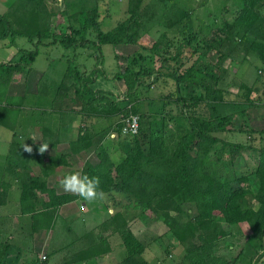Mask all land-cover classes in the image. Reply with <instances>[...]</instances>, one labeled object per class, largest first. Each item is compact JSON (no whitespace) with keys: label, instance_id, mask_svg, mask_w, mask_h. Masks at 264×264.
Wrapping results in <instances>:
<instances>
[{"label":"trees","instance_id":"obj_1","mask_svg":"<svg viewBox=\"0 0 264 264\" xmlns=\"http://www.w3.org/2000/svg\"><path fill=\"white\" fill-rule=\"evenodd\" d=\"M242 1L244 7L240 21L236 24L226 25L225 30H223L226 42L223 48L224 52L218 51L219 59L223 61L229 55L231 39L235 41L239 38L243 43L240 45H244L245 50L249 49L253 53H257L261 62L264 63V0ZM144 2L145 0H128L130 19L120 24L113 32L104 33L94 19L85 18L81 21L77 13L69 14L66 11L59 14L49 13L45 0H15L5 13H0V42L9 39L10 45L15 46L16 38L26 37L31 43L37 39L36 45L38 46L43 43V40L52 38V44L59 42L66 49L94 45L103 51V45L132 42L134 34H129L127 31L129 27H140V11ZM59 20L67 24L68 28L65 31L58 28ZM47 22H50V25H47ZM51 23H53L54 29H58V33L52 32ZM90 28L97 33L96 41H91L88 37ZM190 39L193 41L187 40V44L182 45V47L178 46L175 57L171 58L172 60L181 59L188 52L189 55L194 56L199 54L200 49L192 46L197 37L191 36ZM173 43L171 42V45ZM205 45V51L199 55L200 60L205 59L211 51L215 50L213 42L206 41ZM183 47H189V50ZM38 54V50L25 53L20 62L15 64L14 60L18 56L17 53L9 63L0 62V126L10 129L14 135H16L17 127L20 126L21 109L26 104L24 101L29 90L27 89L19 95L15 92L11 93L10 89L13 84L16 85L17 78L20 76L19 73L25 71L26 68L33 67V62ZM159 59L160 61L164 60L162 56ZM142 60H145L142 55L135 56L126 69L115 76V79L124 81L128 89V96L125 100H117L118 102L109 96L112 94L107 93V96H99V92L97 93L91 88L100 75L99 70L91 71L89 73L91 76L88 79L86 78L88 73L86 71L81 72L77 66L69 70L65 77L71 78V83L77 87L75 91L77 97L84 102L79 113L89 118H94L93 116L113 118L120 115L122 116L121 120L130 114L139 115L137 112L128 114L129 110L133 108L130 101L135 97L139 98L140 88L146 85L147 79L153 81L152 85L150 84L153 89L155 88L154 83L162 75V66L158 69H161V72L157 73L152 71V66L141 64L140 61ZM198 61H196V65L187 68L183 74L178 75V71L169 74L174 82L183 85V89L179 88L176 92V101L180 104L181 115L191 127L190 129L177 127L176 133L173 132V135L168 137L169 130H167L165 121L162 122L161 120L160 123L162 122V124H160L159 118H157L160 114L152 113L149 143H146L143 136L141 141L138 140L122 154L119 163L112 160L109 150L100 139L99 142L93 143L95 147L90 148L88 146L96 135L89 134L88 129L86 132L79 129L78 138L70 143L71 152L69 155L75 156L93 149L97 162L94 164L92 160H87L82 175L98 177L100 180L98 191L103 190L105 193L124 192L135 199L137 207L142 208L144 212L152 211L155 220L161 221L168 228L170 234L181 245H184L185 264H228L227 259H214L209 255V258L206 259L204 253H207V250L214 246L231 249L234 245V241L230 240L234 235V232L232 233L233 228L241 224H247L253 236L264 234V149L223 142L215 135L225 131L226 126L231 123L232 114L221 117L195 116V109L204 104L224 112H231L236 107L232 102L225 103L224 90L213 83L217 80V74L213 72L214 67L210 65L209 68H202L197 65ZM61 89H58L59 91L51 99L52 102L49 107L53 112L62 111V107L58 103L62 96ZM184 90L188 96L182 100L181 94L185 93ZM169 91L171 92V90ZM87 95L94 98L89 96L87 98ZM124 102L127 105L119 107ZM217 104H219V108H217ZM220 113L222 114L221 111ZM164 118L168 119L167 116ZM118 127H122V121ZM139 133L143 134L141 130ZM42 134L41 145H47V150H55L57 145L61 143L62 134L60 132L56 134L46 129ZM15 138L13 137L10 148V155L13 154L14 158L13 146L18 145L17 148L20 151L18 154L20 155L24 154L22 149L25 150L24 144ZM218 143H222L224 147L230 149L232 160H235L244 151L255 153L258 157L257 164L249 177L245 176L239 179L231 175L227 168L224 172L223 168L228 163L226 159L219 170L213 171L208 167L207 161L210 153ZM41 145L35 146V151L29 152V154H33L34 158L38 159L47 158L45 156L47 150L43 153L39 151ZM196 146L198 148L197 155L193 151ZM20 155L15 159L20 161ZM67 157L68 155L63 157V154L49 156L50 167L68 165ZM41 168L45 170L43 165ZM7 174L21 182V212L23 215L31 217L33 234L42 230H54L60 208L69 201L79 198L77 196L57 195L54 190L48 188L45 175L44 177H37L30 167L25 165L22 168L21 164L16 165L14 163H8L3 170V179L0 183L2 188L10 189V184L4 181V176ZM254 176L258 180L255 195L259 204L258 207L252 206L247 198L248 192L241 187L243 182L251 180ZM8 192L5 197L8 196ZM186 204L188 205L187 212L191 213L189 219L188 217L183 219L181 216L186 211L184 209ZM0 206H4V203L1 202ZM172 212L177 215H172ZM114 221L118 225L116 227L121 233L122 242L127 251V257L122 264H149L144 257L146 244L140 241L129 229L128 222L122 213L115 215ZM91 235L92 237L96 236V239L87 240V237ZM101 236L102 234H96L95 231H90L89 234L82 236L79 240L80 243H83L84 250L78 253L77 261L74 259L67 260L66 264H84L89 259L102 258L107 255L110 251L109 242ZM10 241L8 238L5 240V244L0 242V264H7L6 259L12 255ZM211 245L213 246L209 248ZM70 246L50 251L46 261H42L40 258L29 260L24 257V262L21 264H50L49 256L53 257L58 251L66 250ZM21 254L23 256L25 250L21 251Z\"/></svg>","mask_w":264,"mask_h":264},{"label":"rangeland","instance_id":"obj_2","mask_svg":"<svg viewBox=\"0 0 264 264\" xmlns=\"http://www.w3.org/2000/svg\"><path fill=\"white\" fill-rule=\"evenodd\" d=\"M13 2L15 0H0V13H5ZM45 3L51 14H59L66 11L69 14L77 13L81 21L85 18L94 19L98 22L100 29L104 33L113 32L120 24L130 19L128 0H45ZM243 7L242 0H173L166 2L163 0H145L140 11V27H129L127 31L129 34H134V38H132L133 43L125 42L119 45H103V51H100L94 45L66 49L59 42L52 44V38L43 40V43L37 46V39L31 43L26 37H18L16 38V48L14 49H12L13 46L10 45L9 39L5 42L8 46H5V43L1 41L0 55L4 56L7 54V50L10 52L12 49L14 54L18 53V56L21 55L22 57L25 53L38 50L39 54L33 62V67L26 68L25 71L19 73L20 76L17 78L16 85L13 84L10 89L11 93L21 94L23 91L30 89L29 92L37 91L45 95L51 94L53 97L59 91L58 89L62 88L60 92L62 96L58 100V103L61 105L65 116H73V118L79 119L78 126L85 132L88 129L87 124H89L87 120H92L90 129L96 132H89L91 134L96 133V135L88 146L93 148V143L99 142L100 139L108 150L111 149V151L117 154L125 153L138 140L141 141L143 136L146 143H149L152 113L160 114L157 117L159 118V123L161 120L162 122L165 121L167 130H169L167 133L168 137L172 136L173 132L176 133L177 127L191 128L181 115L180 104L176 101V92L179 88L183 89V85L179 82H174L169 77V74L177 71L178 75L183 74L187 68L196 65V61L199 60L197 65L202 68H209L208 66L210 65L214 67L213 72L217 74V80L213 83L218 88L224 90L225 103L232 102L236 107L231 112H224L220 109L221 114L219 109L207 107L204 104L195 109V116L221 117L232 114L231 123L226 126L225 131L215 135L223 142L244 144L264 149V63L261 62L257 53H253L249 49L245 50L246 47L240 45L243 43L239 38L235 41L231 39L232 43L229 44V55L223 61H220L218 55V51H223L226 42L223 30H225L226 25L236 24L240 21ZM53 23H51V28H53L51 30L56 34L58 33V29H54ZM46 24L50 25V22ZM58 28L65 31L68 26L59 20ZM88 34L91 41H96L97 33L92 28L88 30ZM191 36L197 37V43L194 42L192 46L200 49L199 54H195L194 56L189 55L188 52L181 59L172 60L171 58L175 57L178 46L182 47V45L187 44V40L193 41L190 39ZM206 41L213 42L215 50L211 51L205 59L200 60L199 55L205 51ZM171 42L174 43L171 45ZM183 48L189 50V47ZM248 52L251 53L249 54ZM138 55L145 57V60L140 61V63L152 66V71L154 70L158 73L162 69V75L154 83L155 88L152 89L151 86L153 81L147 79L145 81L146 85L140 88L139 98L135 97L130 101L133 104V108L129 110L128 114L137 112L140 115V130L143 134L138 133L135 136L125 134L122 131L123 127H118V124L123 121L120 115L113 118L95 116H93L94 118H89L79 113L84 102L77 97L75 92L77 87L71 83V78L65 77L69 70L77 66L81 72L86 71L88 73V76L86 75L87 79L90 78L91 74L89 73L91 71L94 69L99 70L100 75L91 88L95 92H99V96H107V93L112 94L109 96H112V99L118 102L117 100H125L126 96H128V89L124 81L115 79V76L122 73L134 57ZM160 56L164 60L160 61ZM12 59L13 57L10 56L8 59H0V62L9 63ZM14 61L15 64L19 63L20 59L17 57ZM160 67L161 69L158 70ZM181 95L182 100L188 96L186 92ZM88 96L90 97V95L86 97L88 98ZM32 97L30 96L24 101L26 104L21 109V113H23L21 116L31 114L28 112L33 109L36 111L41 107H44L45 111L50 109V99L52 97L48 99L42 97V100L35 101L31 100ZM90 98L93 99L94 97L91 96ZM124 104L122 106L119 105V107L127 105L125 102ZM217 105V108H219V104ZM186 110L187 108L185 112ZM164 116H167L168 119L164 118ZM12 133L13 131L10 129L0 126V173L6 167L2 164V159H8L7 157L11 156L10 160H13L12 162L16 165L20 164L18 162H22L21 167L23 168L25 165L30 167L29 163L34 157L33 154H29L28 151L22 148L24 154H18L20 152L17 148L18 145L12 147V152L15 158L20 155L19 158L21 160L15 159L12 156L13 154L8 155L10 154L12 141L9 143V149V144L4 148V141L11 138ZM17 140H20V138ZM22 143L27 145L24 142ZM34 147L35 145L31 146V152L35 151ZM193 151L194 154H198L197 146L194 147ZM3 154H5L4 158L2 157ZM56 154L59 155L60 153L57 152ZM117 154H114L113 157L115 163H119L122 159V154ZM66 155H68L67 161L70 163L74 156L65 153L63 157H66ZM231 158L230 149L224 147L222 143H218L210 153L207 161L208 167L213 171L215 169L219 170L226 159L228 163L224 166L223 171L225 172V168H227L231 175L241 179L251 175L254 167H256L258 157L253 152L244 151L235 160ZM89 159L94 164L97 162L93 149L85 151V155L83 154V157H79L77 165L82 167L83 162ZM241 187L244 191L248 192L247 198L252 203V206L258 207L259 204L255 199L258 188L257 178L254 176L251 180L243 182ZM6 191L10 190L2 188V186L0 187V203H4V206H0V242L5 244V240L10 238L12 249L14 248L13 250L11 249L12 255L6 259L7 264H21V262H24V257L29 260H35L40 258L41 255H49L50 250L44 249V242L41 243L39 240H34L36 233L33 234L31 227L29 226V229L25 228V217H29L30 219L31 217L22 214L19 202L20 196L17 197L19 194L12 191L9 198V195L5 197V194L7 195ZM98 200V203L90 204L91 210H89V207L87 208L86 213L90 211L91 214L88 215L86 228L80 230L83 236L89 234L90 232L88 231L90 229L100 225L109 215V209L104 205L103 199ZM8 201L11 202L10 204H13V207L10 206V208L5 209ZM113 201L112 208L115 209V212L121 211L125 214L126 219L130 222L128 227H131L133 234L146 244L147 248L144 257L149 264H185L186 252L184 245H181L170 234L168 228L161 221L155 220V217L152 216V211L147 210L144 212L142 208L137 207L135 199L126 194L113 198ZM77 203L78 206L82 204V202ZM114 204H117L115 208ZM184 209L186 211L181 216L183 219L187 217L189 219L191 213L187 212V204L184 206ZM171 214L177 215L175 212ZM233 229L232 233L234 232V235L230 238V240L234 241L233 247L226 249L214 246L212 249L207 250V253H204L206 259L210 256L214 259H227L228 264H264V234L253 236L247 224L235 226ZM116 241H113V245L116 244ZM58 242L62 243V240H58ZM69 243L79 247L82 245L80 240H73ZM65 245L67 246V244ZM212 246H209V248ZM79 247H76L78 249H76L75 253L69 254L68 252L67 259L53 261L52 256H49L48 260L52 264H66L67 260L71 259L77 261ZM114 248H119V245L117 246L116 244ZM18 249L25 250V256H22ZM117 251L122 253V255L125 253V249H118ZM122 255H119V257L115 256L112 260L111 258L110 260L100 258L97 262L99 264H122L124 261V255ZM214 259L212 260L216 261Z\"/></svg>","mask_w":264,"mask_h":264},{"label":"crops","instance_id":"obj_3","mask_svg":"<svg viewBox=\"0 0 264 264\" xmlns=\"http://www.w3.org/2000/svg\"><path fill=\"white\" fill-rule=\"evenodd\" d=\"M5 42H3V43H5ZM4 45L8 46V44H6V43ZM14 48H16V47L13 46L12 49H14ZM12 49L10 52H9V50H7V54H5L4 56L0 55V59H8V58H10V56L13 57L15 54L12 51ZM0 54H1V50H0ZM17 57L20 60L22 58L21 55H19ZM30 88H31V86H30ZM19 95H20V93H19ZM30 96H33L32 99L30 98L33 101L42 100V97H44V99H48V98L52 97L51 94L45 95V94H41L37 91L26 93V98H29ZM50 101H51V99H50ZM45 110L46 109L44 107H41V108H38L36 111H34V109H33L32 111L28 112L31 114L22 115L20 118L21 123H20L19 128L17 129V134H16L18 136L14 135V133H12V137L9 138L7 141H4V145H5L4 148H6V146L10 143V141H12L13 137H18V139L20 138V141L26 143L27 145L39 146V145H41V143L43 141L42 131L47 129V130H51L52 132H54L56 134H57V132H60L62 134L60 137L61 143H59L57 145V148L55 150L48 149L47 154H46L47 158H45V159H38V158L33 157L34 160L32 158V161H30L29 166L31 167L32 171L35 173V175L37 177H44V175H45V180L47 182L48 188L54 190L57 195L77 196V195H74L72 193L64 192L63 189L61 188L59 182L67 174L79 172L82 175V170H83V167L85 165V161L83 162L82 167H79L77 165V163H78L79 157H83V154L85 155V152H82L78 155H75L70 162L71 164L68 163V165H64L61 167L60 166L59 167H50V163H49L48 158H49V156L56 155L57 152L60 154H65V153L70 154V152H71L70 151V149H71L70 143L75 141L80 134V131H79L80 127L78 126L79 119L73 118V116H65V113L63 110L62 111H55V112L51 111L50 109L48 111H45ZM33 111H34V113H32ZM88 123H89V124H87L88 132L89 131L91 133L96 132V131L90 129V126L92 123L91 119H89ZM90 132H89V134H91ZM94 134H96V133H94ZM9 147H10V144L8 145V149H9ZM110 151H111V149L109 150V154L111 155L112 160H113L114 154H117V153L114 151H111V152ZM7 152H8V150H7ZM121 154H123V152L119 153L117 155H121ZM8 155H10V154H8ZM4 156H5V154H3L2 157L4 158ZM10 157H7L8 159H5V160L2 159L3 160L2 164L6 166L8 163H14V162H12L13 160H10ZM76 158H78V159H76ZM20 164H22V162ZM42 165L44 166L45 170H43V168H41ZM0 171H1V168H0ZM2 176H3V171H2V173H0L1 179H3ZM4 181L6 183L10 184V189H9L10 191L8 192L9 198L11 196L12 191L17 192L19 194V195H17V197L18 196L21 197V192H22L21 187L22 186L20 185L21 184L20 181H17L12 175H9V174L4 176ZM106 194H107L106 198H104L102 201H104V205L106 207H108L109 215L106 219H104L100 223V225L93 227L88 232L95 231L96 234L100 233V234H102V237H105L108 240L110 251H109V253H107V255H105L102 258H107V260H110V258H111V260H112V259H114L113 257H115V256L119 257V255L120 256L122 255V253H119L117 251L118 249H125L123 242H122L121 233L117 229L118 227H116L117 223H115V221H114V216L117 215L118 213H122V212L121 211L115 212V209L112 208V205L114 203L113 198H116L117 196H119L121 194H126V193L121 192V191H112L111 193H106ZM126 195L129 196L128 194H126ZM20 197H19V202H20ZM77 197H79V196H77ZM79 198H80V200H79ZM79 198L76 200L69 201L67 204L63 205L60 208L59 216H58L54 230L40 231L39 233H36L34 236L35 241L39 240L41 243L44 242L43 243V245L45 247L44 249H47V251L58 250L60 248L66 247L65 244H67V246L71 245L70 247L66 248V250L58 251V253L52 257L53 261L54 260L60 261L61 259H64V258L67 259L68 255L70 253L76 252V249H78L76 247H79V246H77V245L75 246L74 244L69 243V242L73 241V240H79L81 238V236H83L81 234L80 230H84L86 228L88 215L91 214L90 211L88 213H86L87 208L89 207V210H91L90 204L91 203L96 204L99 202L98 199L89 202V201L83 200L81 197H79ZM77 202H82V204L80 206H78ZM10 203L11 202L8 201V204H7L8 206L6 205L5 209L10 208V206L13 205ZM115 205L117 206V204H114V208H115ZM82 207H84V208L82 209ZM122 215L126 219L125 214L122 213ZM25 219H26V227L25 228L29 229V226L31 227V219L29 217H25ZM126 221L128 222V224L130 223L127 219H126ZM23 227H24V225H23ZM129 229L132 230L131 227ZM94 239H96V236L92 237V235H91V236L87 237V240H94ZM114 239L117 240L116 241L117 246L119 245V248H117V249L114 248V246L116 244L113 245V241H115ZM58 240H62V243H59ZM79 248H80L79 253L82 250H84L83 243ZM18 251L23 252V250H20V249H18ZM68 252H69V254H68ZM123 255H124V259H125L127 257L126 249H125V253ZM98 260H100V258L89 259L84 264H99V262H97ZM50 264H52V263L50 262Z\"/></svg>","mask_w":264,"mask_h":264},{"label":"clouds","instance_id":"obj_4","mask_svg":"<svg viewBox=\"0 0 264 264\" xmlns=\"http://www.w3.org/2000/svg\"><path fill=\"white\" fill-rule=\"evenodd\" d=\"M133 134L137 130V124L135 123V118H133L132 124ZM25 151L31 152V146L25 145ZM47 145H41L39 151L41 153L47 150ZM60 186L66 193H72L81 197L85 201H94L96 199L106 198V193L103 190H99L100 180L98 177H90L87 174L81 175L79 172L71 173L65 175L60 180Z\"/></svg>","mask_w":264,"mask_h":264},{"label":"built area","instance_id":"obj_5","mask_svg":"<svg viewBox=\"0 0 264 264\" xmlns=\"http://www.w3.org/2000/svg\"><path fill=\"white\" fill-rule=\"evenodd\" d=\"M133 118H135V123L137 124V130H136L135 134H133V129H132ZM140 124H141L140 116L137 114H131V115L127 116L125 119H123L122 131H124V133L127 134L128 136H135L140 132ZM83 208L84 207H82V209ZM40 259L42 261H46L47 255H45V254L41 255Z\"/></svg>","mask_w":264,"mask_h":264}]
</instances>
